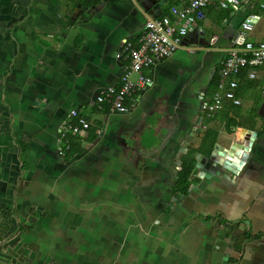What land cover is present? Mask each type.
Segmentation results:
<instances>
[{
	"label": "crops",
	"instance_id": "crops-1",
	"mask_svg": "<svg viewBox=\"0 0 264 264\" xmlns=\"http://www.w3.org/2000/svg\"><path fill=\"white\" fill-rule=\"evenodd\" d=\"M184 2L0 0V225L23 250L15 264H264V82L212 118L201 109L228 52L264 41L259 0L237 11L216 0L144 72L152 82L127 112L98 101L119 85L125 43ZM250 14L260 19L245 35ZM75 108L92 128L62 156ZM208 129L216 144L197 151L184 192L182 156Z\"/></svg>",
	"mask_w": 264,
	"mask_h": 264
},
{
	"label": "built area",
	"instance_id": "built-area-1",
	"mask_svg": "<svg viewBox=\"0 0 264 264\" xmlns=\"http://www.w3.org/2000/svg\"><path fill=\"white\" fill-rule=\"evenodd\" d=\"M216 0H185L183 5L171 4L168 11L159 18H149L145 24V32L137 43L126 42L123 54L127 59L124 72L117 89L112 88L105 95H100L98 101L102 104L107 98L110 100V109L124 113L130 109L132 94L151 84L152 78L144 72L153 68L160 60L174 54L181 48L190 29L207 15V9ZM220 5L234 11L241 9L242 0H218ZM259 6L264 9V0H259ZM258 14H250L243 22V33L246 35L254 29L258 22ZM251 68L248 72V81H255L259 77L264 82V41H254L245 38L240 47L228 52L220 69V81L214 94L204 99L201 109L208 116L225 107L227 101L240 105L242 99L237 95V89L243 83L240 75L242 71ZM137 74L138 79H133ZM264 95V88L262 89ZM74 120L66 123L61 129L60 142H63L59 154L64 156L70 149L71 137H85L91 128L90 118L80 109H72ZM239 250L235 257H240Z\"/></svg>",
	"mask_w": 264,
	"mask_h": 264
},
{
	"label": "trees",
	"instance_id": "trees-1",
	"mask_svg": "<svg viewBox=\"0 0 264 264\" xmlns=\"http://www.w3.org/2000/svg\"><path fill=\"white\" fill-rule=\"evenodd\" d=\"M220 69H219V72L215 74L214 79L212 80L211 85L209 86V91H208L209 96H207L208 98H210L214 94V92L218 89V84L220 81ZM250 70L251 68L249 67L243 70L242 74L240 75V77L243 80V83L240 85V88L237 89V95L240 98L242 96V88L251 85L250 84L251 81H248V78H247L248 72ZM105 105H107V108H108L110 104L106 103ZM233 125L237 126V121L233 117L228 118V122H226V127L229 129V127ZM206 132H207L206 136L203 137L200 148L199 149L190 148L188 152L183 154L182 156L181 169L178 172L177 187L181 188L184 192L186 191V189L189 188L191 184V179L197 178L196 176V171H197L196 153L197 151L207 149V153L210 154L213 150V147L216 144L218 131L215 132L212 129H208ZM69 143H70V149L68 150V154H73L83 149L82 143H81V137H71Z\"/></svg>",
	"mask_w": 264,
	"mask_h": 264
},
{
	"label": "rangeland",
	"instance_id": "rangeland-1",
	"mask_svg": "<svg viewBox=\"0 0 264 264\" xmlns=\"http://www.w3.org/2000/svg\"><path fill=\"white\" fill-rule=\"evenodd\" d=\"M3 214L6 216L5 213ZM4 221L6 223L7 221L9 222L8 218ZM11 229L9 226L7 228L3 224L0 225V264H15L17 261L15 258H18V254L21 255L23 253V250H18L17 244H12L11 234L13 231Z\"/></svg>",
	"mask_w": 264,
	"mask_h": 264
}]
</instances>
